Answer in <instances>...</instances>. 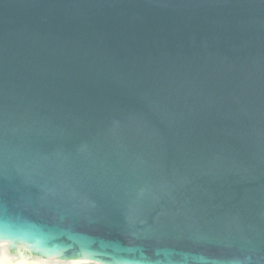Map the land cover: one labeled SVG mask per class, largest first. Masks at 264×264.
I'll list each match as a JSON object with an SVG mask.
<instances>
[{"label":"water","instance_id":"95a60500","mask_svg":"<svg viewBox=\"0 0 264 264\" xmlns=\"http://www.w3.org/2000/svg\"><path fill=\"white\" fill-rule=\"evenodd\" d=\"M79 260L264 264V0H0V264Z\"/></svg>","mask_w":264,"mask_h":264},{"label":"clouds","instance_id":"9594fccd","mask_svg":"<svg viewBox=\"0 0 264 264\" xmlns=\"http://www.w3.org/2000/svg\"><path fill=\"white\" fill-rule=\"evenodd\" d=\"M25 243H28V241H26L24 239H19V240L14 241L13 246H16L17 244H25ZM29 246H31V245H29ZM73 264H93V262L89 261V260H79V261L73 262Z\"/></svg>","mask_w":264,"mask_h":264}]
</instances>
